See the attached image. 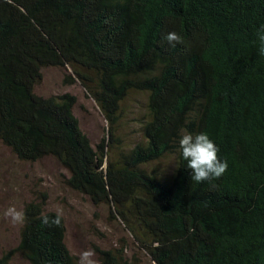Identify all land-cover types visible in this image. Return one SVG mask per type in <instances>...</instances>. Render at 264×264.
<instances>
[{
	"label": "trees",
	"instance_id": "trees-1",
	"mask_svg": "<svg viewBox=\"0 0 264 264\" xmlns=\"http://www.w3.org/2000/svg\"><path fill=\"white\" fill-rule=\"evenodd\" d=\"M264 0H0V141L17 157L55 158L68 187L106 204L153 264H264ZM175 32L179 43L164 36ZM67 67L106 122L92 146L75 96L41 97L44 67ZM145 95L139 137L121 133L122 104ZM204 131L227 163L190 180L177 140ZM168 177L148 167L166 155ZM45 197L24 204L10 264H77ZM124 247L95 248L99 264H141Z\"/></svg>",
	"mask_w": 264,
	"mask_h": 264
},
{
	"label": "rangeland",
	"instance_id": "rangeland-1",
	"mask_svg": "<svg viewBox=\"0 0 264 264\" xmlns=\"http://www.w3.org/2000/svg\"><path fill=\"white\" fill-rule=\"evenodd\" d=\"M71 75L67 67H44L34 93L41 97L69 93L76 98L73 114L81 131L95 146L105 136L106 122L80 83L65 84ZM145 95L130 93L122 104L121 133L130 145L139 137V121L144 112ZM175 166L174 155H166L148 167L158 175L168 177ZM68 171L51 157L26 162L17 157L0 141V256L16 247L22 224H13L3 216L9 205L23 209L25 203L45 197V210L59 214L66 227L65 244L77 264H99L95 248L111 250L124 247L128 258L134 256L141 264H153L147 254L134 243L119 219H114L106 204H94L91 199L68 187ZM91 252L87 258L85 251ZM10 264H28L14 255Z\"/></svg>",
	"mask_w": 264,
	"mask_h": 264
},
{
	"label": "clouds",
	"instance_id": "clouds-1",
	"mask_svg": "<svg viewBox=\"0 0 264 264\" xmlns=\"http://www.w3.org/2000/svg\"><path fill=\"white\" fill-rule=\"evenodd\" d=\"M164 40L170 46H175L180 42L181 37L175 32H169L164 36ZM255 44L257 55L264 57V25L256 31ZM177 150L180 158L185 162V168L189 171L190 180L194 183L199 184L218 178L227 168V163L217 157V146L204 131H184L177 140ZM2 214L13 224H23L25 221L24 211L15 205H9ZM40 220L44 225H48L49 222L53 225L60 224L59 214L51 218V221L47 215L42 214ZM90 255V250L82 253L83 258Z\"/></svg>",
	"mask_w": 264,
	"mask_h": 264
}]
</instances>
